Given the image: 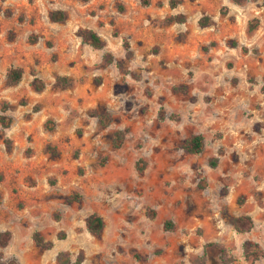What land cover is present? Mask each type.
Returning a JSON list of instances; mask_svg holds the SVG:
<instances>
[{
  "label": "rangeland",
  "instance_id": "374dc122",
  "mask_svg": "<svg viewBox=\"0 0 264 264\" xmlns=\"http://www.w3.org/2000/svg\"><path fill=\"white\" fill-rule=\"evenodd\" d=\"M145 1L0 0V264H264V0Z\"/></svg>",
  "mask_w": 264,
  "mask_h": 264
},
{
  "label": "trees",
  "instance_id": "16d2710c",
  "mask_svg": "<svg viewBox=\"0 0 264 264\" xmlns=\"http://www.w3.org/2000/svg\"><path fill=\"white\" fill-rule=\"evenodd\" d=\"M237 3H241L244 0H235ZM147 1L142 0V5H147ZM64 18V15L61 12H53L50 15V20L52 22H61ZM184 18L182 16L179 17H170L168 18V21L170 22H179L182 23ZM209 18L207 17H202L198 20V25L199 26H206L209 24ZM253 30V26L248 27V32H251ZM79 35L82 39V42L89 45L90 47L94 49H101L103 47V42L100 39V37L93 31L91 30H80ZM124 46H126V49H128L127 43H124ZM103 61L107 64H110L113 61V57L110 54H105L103 56ZM22 72L17 69H9L6 78L8 82L10 83H17L21 79ZM34 89L36 91H40L41 87H38L37 85H34ZM7 109V104H3L2 107L0 108V111L3 113ZM34 112L38 111V108L35 107ZM9 120L5 115H0V125L3 128H7L9 126ZM117 137H120L121 134H116ZM203 146V139L199 135H194L190 137V139L185 143L184 149L186 150L187 153L189 154H199L201 152ZM212 165H215L214 162H212ZM230 222L232 224L233 229L237 233H247L249 232L252 227H253V222L252 219L249 216H240V217H235L231 218ZM170 224H167L168 226ZM85 227L86 230L93 236H99L103 230L104 227V222L101 217L92 214L89 215L85 221ZM58 239H63L64 234L60 233L57 235ZM11 239V233L8 231L0 232V247H5L8 242ZM34 244H36L38 247L45 248V249H50L52 248V242H46L44 241L41 236L37 233H35L32 237ZM207 246H213L211 244ZM244 249V257L245 259L248 260H258L259 258L262 257V252L260 251H255L251 252L248 250V245L244 244L243 245ZM222 258L224 260L225 264H228V261H232V259L228 258L225 259L226 252L220 248ZM204 259L203 258H197L194 262V264H203ZM56 263L57 264H83V255L80 253L78 254L75 259L72 261L69 254L67 252H59L56 255Z\"/></svg>",
  "mask_w": 264,
  "mask_h": 264
}]
</instances>
